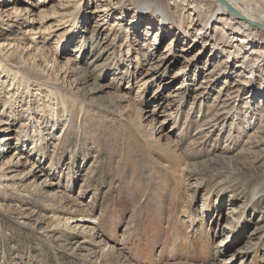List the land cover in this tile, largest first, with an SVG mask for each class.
<instances>
[{"label":"rangeland","instance_id":"1","mask_svg":"<svg viewBox=\"0 0 264 264\" xmlns=\"http://www.w3.org/2000/svg\"><path fill=\"white\" fill-rule=\"evenodd\" d=\"M69 1L47 58L0 49V264H264V30L172 4L161 33L142 0Z\"/></svg>","mask_w":264,"mask_h":264},{"label":"bare ground","instance_id":"2","mask_svg":"<svg viewBox=\"0 0 264 264\" xmlns=\"http://www.w3.org/2000/svg\"><path fill=\"white\" fill-rule=\"evenodd\" d=\"M51 1H53V0H39L37 3H33V0H10V3H8L6 6L3 7V5L5 4V0H0V3L2 5V7H0V23H1V25H3L4 27L6 26L9 28H18V29H22V26L25 25L27 22L31 25L30 28H27V30L21 31L22 35L18 36V38H16V39L14 38L12 40L11 39H4L3 42H0V47H1L0 49H2V52L4 54L13 50V47L16 46V49H18L20 51H24L23 53H25V54L26 53L33 54L32 50H34L35 51L34 56L36 57L35 59H37L38 56L42 57V58L48 57L47 51L37 50L35 47H39L40 42H42V44L44 45V42H46V40H47L46 35L48 36L51 32L53 34L55 32V29L58 28L60 26V24L68 21L71 18V14L73 13V11L71 10V1H69V0H59V5L57 4L56 8H54L53 11H49V10L47 11L45 6L48 3H50ZM206 1H208V2H206ZM206 1L205 0H172V1H170V3H168V9H167V8H164L160 4H158V7H156L152 2H149L147 4V2H145V0H142L141 2L138 3V6H136V8L137 7L141 8V13L144 10H153L155 12V13H153L154 14L153 17L155 15L158 17L159 28H161V33L167 32V25L168 24L163 26L162 24H165L164 21H168V23L172 24L175 20V17H177V15H174L172 13L168 14L169 9L171 10L172 4L175 5L176 11L177 10L187 11V9H188L189 11H191L194 14H195L194 11L197 10L198 8H201L203 6H205V7L207 6V15H208V18L211 19L209 21V23L212 21L213 22L217 21L224 28H225V26H227L228 28L236 29L239 33H241L243 35H247V33H248L246 27L256 28L250 24L251 19L256 20L258 22H262V23L264 22V0H227L239 13L242 14L241 15L236 11L237 14L241 15V17L237 16L238 18L233 15L234 13L231 14L230 12H228L227 9L225 8V5L221 4L218 0H213V1L206 0ZM26 2H29L30 4L26 3ZM151 3H152V5H150ZM50 6L55 7L52 5H50ZM182 6L185 8H183ZM95 10H96V12H104L105 11L103 8H97ZM227 13L230 14L231 16H233L238 22H240L242 27L238 26L236 28L237 24H236L235 20H233L231 17H227V16H229ZM140 16L137 15L134 19H132L131 21H128L129 24L133 26L132 27L133 31L137 32L139 27L141 26V24L145 20V19H142L143 17H140ZM184 17H186V16H183L182 18H180V17L178 18L179 23L184 24ZM189 18H190V21H187V23H189L188 25L190 27H192L191 23L193 20L191 17H189ZM52 19H54V20H52ZM48 20L49 21L52 20V22H54V23H52V24L48 23L49 22ZM96 26L97 27H95L94 30L91 32L90 39L93 41V43H96L97 45L98 44L103 45L109 39V36H108L109 33L107 34V36L104 40L99 39L100 37H96V36L99 35L103 31L104 28H101V27L105 26V23L98 22ZM179 28L182 29L181 27H179ZM233 35H235V34H233ZM160 36H161V34H158L155 39L159 40ZM225 36L229 37V39L231 41L237 40V38L234 36H229L227 34H225ZM258 37H249V38H258ZM38 38H44V39L38 40ZM42 40H44V41H42ZM48 40H49V38H48ZM154 45H155V43L152 46H154ZM240 47H241V45L237 46V48H240ZM39 53H42V54L40 55ZM44 54H47V55L44 56ZM257 62H255V65L257 64ZM50 64H51L50 62L40 64V63H37L35 60V62L31 64V67L34 69L35 68L38 69V72H39V70H41L42 67H45V68L49 67L52 70L57 68V62L55 64H51V65ZM5 73H8V74H5V76H7L8 78L11 77V72L9 70ZM40 73H43V72L40 71ZM40 73H39V75H40ZM12 75H13L12 76V79H13L12 83L14 84V81H16L18 79V75H17V72H13ZM31 76H32V73H28V77L31 78ZM23 78L24 79L21 81H23L28 88V86H29L28 84L30 82L29 81L30 79H26V77H23ZM39 79L41 80L40 76H39ZM2 83H5V81H2ZM37 85H39V83ZM173 94H175V93H173ZM200 94H201V92H200ZM201 95H203V94H201ZM0 99H1V96H0ZM205 126H206V124H205ZM208 126H209V124H208ZM11 138L12 137L9 136L8 140H10ZM9 160L7 161V164H9L11 162L12 158H10ZM85 220H87V219L84 217H82V219L76 220L74 218V216H71V217H67L65 219V222H66V225L68 228H70V229L75 228L76 229L80 226V222L86 223ZM65 222L63 224H65ZM74 223H77V224L72 226V224H74Z\"/></svg>","mask_w":264,"mask_h":264},{"label":"water","instance_id":"3","mask_svg":"<svg viewBox=\"0 0 264 264\" xmlns=\"http://www.w3.org/2000/svg\"><path fill=\"white\" fill-rule=\"evenodd\" d=\"M221 3L225 4V6L227 7V9L229 11H231L232 13L236 14L237 16L241 17V15L237 14V12L235 11V9L230 5L228 4L225 0H219ZM252 24L258 26L259 28H262L264 30V25H261L257 22H251Z\"/></svg>","mask_w":264,"mask_h":264}]
</instances>
